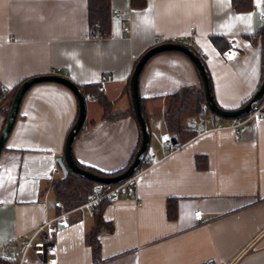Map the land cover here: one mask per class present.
<instances>
[{"label": "crops", "instance_id": "obj_1", "mask_svg": "<svg viewBox=\"0 0 264 264\" xmlns=\"http://www.w3.org/2000/svg\"><path fill=\"white\" fill-rule=\"evenodd\" d=\"M90 1L0 0V93L58 72L79 87L100 90L102 79L111 76L102 94L113 113L129 112L135 65L164 42L201 52L215 102L224 110L243 108L262 85L264 0H253L252 10L244 12L233 0H110L105 39L92 37ZM214 37L230 47L221 52ZM202 84L195 64L181 53L157 54L144 67L139 94L149 148L160 161L139 175L136 199L122 194L106 207L104 220L114 227L101 231L97 263L86 242L94 217L82 206L66 209L55 189L63 173L57 176L54 169L78 116L77 99L56 83L31 88L0 155V264H19L25 236L63 212L69 226L56 236L58 264H264V115L238 129L230 128V120H221L227 129L214 132L191 126L193 139L174 148L167 143L174 136L164 118L168 96ZM86 102L73 158L102 173L118 172L138 147L136 118L105 119L95 99ZM7 107L8 101L0 107V135ZM171 199L174 220L168 217Z\"/></svg>", "mask_w": 264, "mask_h": 264}, {"label": "trees", "instance_id": "obj_2", "mask_svg": "<svg viewBox=\"0 0 264 264\" xmlns=\"http://www.w3.org/2000/svg\"><path fill=\"white\" fill-rule=\"evenodd\" d=\"M253 0H233V6L239 12L252 10ZM89 19H90V29L93 38L105 39L110 35L111 28V4L110 0H91L89 4ZM136 6V4H135ZM260 34L264 41V26L262 27ZM214 45L221 51L225 52L230 46L226 39L221 37L212 38ZM189 45V44H188ZM195 52H198L194 47L189 45ZM204 64L205 61L202 59ZM264 80V79H263ZM263 83V82H262ZM20 86L16 87L11 94L8 96V107L3 110L6 120L9 116L10 108L12 106L15 94ZM85 98L91 96L95 99L104 109V118L109 120H117L127 115H132L135 118L133 108L129 112H119L113 113L111 110V104L102 94V91L98 89L96 85L81 86L80 87ZM130 92V88H128ZM132 99V98H131ZM168 109L164 116L167 128L171 134L177 137L179 146L187 143L193 139L197 134L196 131L191 128L188 124V128L185 127V122L191 120V118L198 116H214L207 107V101L205 98V90L202 86L200 87H184L180 91L173 93L168 96ZM252 100V99H251ZM251 100H249L244 106H246ZM264 103V97L261 100ZM77 118L73 124L75 125ZM85 125V124H84ZM139 126V125H138ZM73 128V127H72ZM83 129V128H82ZM140 131V139L138 147L131 158L129 164L122 170L115 172L113 174H106L99 172L97 170L81 166L86 171L94 173L102 177H112L124 173L132 163L135 161L136 154L141 147L142 134ZM148 168V162L142 163L140 168L136 173ZM95 183L86 180L72 172H69L68 176H62L61 179L56 181L55 189L60 198L64 203L66 209H74L81 207L89 202L92 195L94 194ZM120 184L117 185H106L105 190L110 191ZM111 204L110 200H104L99 205L94 206L92 209L94 211L93 217L95 219V227L92 231L87 234L86 242L92 248L95 263L99 262L101 254V231L102 229H108L110 232L113 230V224L108 223L104 220V211L106 207ZM176 200L171 199L168 203V217L169 219H176ZM1 260V259H0Z\"/></svg>", "mask_w": 264, "mask_h": 264}, {"label": "water", "instance_id": "obj_3", "mask_svg": "<svg viewBox=\"0 0 264 264\" xmlns=\"http://www.w3.org/2000/svg\"><path fill=\"white\" fill-rule=\"evenodd\" d=\"M164 52H177L184 54L195 64L202 79L203 87L205 90V98L207 101V107L211 111V113L216 117L217 120H233L245 117L251 114L256 109V107L260 104L261 100L264 97L263 80V83L259 88L258 92L255 94L252 100L243 108L237 110H224L220 108L215 102L209 72L202 60L201 52H195L189 45L181 42H164L151 47L139 58L130 78L133 110L136 121L141 130L142 143L140 149L136 154L135 161L124 173L112 177H102L84 170L75 162L72 153L73 143L81 132L82 128L84 127L87 115V102L80 87L77 84H75L66 76L57 74H47L43 76L32 77L20 85L15 94L12 106L10 108L9 116L0 135V155L4 150L5 145L15 127L20 113L21 105L29 90H31V88H33L35 85L41 83H56L63 85L69 90H71L78 102L77 121L67 136L64 155L57 158V164L60 167L63 175L67 177L69 172H72L86 180L101 185H117L127 181L136 174L143 160L148 157V154L153 152V150L149 148L150 130L142 108L141 98L139 94V79L144 67L147 65L150 59L156 56L157 54ZM171 142L174 146H179V142L176 136H173L171 138Z\"/></svg>", "mask_w": 264, "mask_h": 264}, {"label": "built area", "instance_id": "obj_4", "mask_svg": "<svg viewBox=\"0 0 264 264\" xmlns=\"http://www.w3.org/2000/svg\"><path fill=\"white\" fill-rule=\"evenodd\" d=\"M262 20L264 23V14L262 15ZM125 31L128 32V29L126 28ZM191 38L192 37L187 38V41H189ZM231 45L233 46L234 42H232ZM231 50L232 49H230V51ZM55 74L61 75L60 72ZM110 81H112L111 76L104 77L99 84L100 90H105L107 84ZM10 94V90H2V92L0 93V105H2L7 100ZM263 115L264 103L260 102V104L251 114L239 119L230 120L232 123L230 128H241L252 120H258ZM221 120L222 119L217 120L215 116L208 115L195 117L191 119L189 123L191 126L197 127L202 132H214L227 129V127L221 122ZM206 128L207 130H205ZM167 143L171 146V148H174L171 139L168 140ZM159 161L160 159L156 155L149 153L148 157L145 158L142 163L148 162V167H151L159 163ZM141 172L136 173L130 179L110 191L105 190L106 185L96 184L94 187V194L92 195L91 199L82 207L88 208L90 211V215L93 216L94 211L92 208L99 205L104 200H110L111 203H116L119 201V197L122 194H127L130 199H136L137 196L135 193V186ZM54 174L57 176H61V169L59 167L55 168ZM55 206L58 208H62V204L60 202H57ZM67 215V213L63 212L55 219L43 223L25 236L27 241L24 244L22 251L17 254L19 264H58V247L56 243V236L61 229L69 226ZM195 218L201 221L203 220V215L200 212H196ZM29 254H32L36 258L35 262H30L28 260ZM205 264L214 263L208 262ZM220 264L233 263L222 262Z\"/></svg>", "mask_w": 264, "mask_h": 264}, {"label": "rangeland", "instance_id": "obj_5", "mask_svg": "<svg viewBox=\"0 0 264 264\" xmlns=\"http://www.w3.org/2000/svg\"><path fill=\"white\" fill-rule=\"evenodd\" d=\"M3 105V104H2ZM2 105L0 106V107H2ZM223 121V120H222ZM228 121V120H227ZM188 121H186L185 122V127H187L188 128ZM28 260L30 261V262H35L36 261V258L32 255V254H29V256H28Z\"/></svg>", "mask_w": 264, "mask_h": 264}]
</instances>
